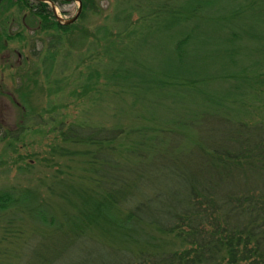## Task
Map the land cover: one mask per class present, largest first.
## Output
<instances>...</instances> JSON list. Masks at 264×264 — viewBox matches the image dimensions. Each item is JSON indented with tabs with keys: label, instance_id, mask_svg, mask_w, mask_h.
<instances>
[{
	"label": "trees",
	"instance_id": "16d2710c",
	"mask_svg": "<svg viewBox=\"0 0 264 264\" xmlns=\"http://www.w3.org/2000/svg\"><path fill=\"white\" fill-rule=\"evenodd\" d=\"M46 1L58 6L67 0H0V22L13 21L34 31L67 29ZM81 1L83 9L92 3ZM262 8L264 0H165L149 16L163 13L172 19L169 28L179 37L172 49H167L169 59L165 62L172 68L146 78V74L132 70L135 61L121 58L117 74L110 78L134 90L145 87L158 92L159 98L174 100L169 91L196 86L201 76L196 73L208 74L209 85L229 74L236 79L235 86L210 90L230 94L225 102L211 94L204 95L203 101L213 105L217 113L226 110L225 103L232 108L234 104L228 102L241 96L243 86L264 87V80L257 83L242 76L247 63H264V24L251 39H243L238 27L247 15H257ZM207 18L222 21L226 34L221 46L189 47L192 34L184 32V27L191 23L195 31ZM246 21V25H254ZM136 33L129 32L127 38ZM23 38L21 32H0V46L2 39ZM243 42L254 47L245 49ZM54 60L55 53L46 54L44 61L50 70ZM192 103L196 108L189 115L194 119L206 113L197 109L200 101L192 99ZM232 123L226 137L215 136L212 130L202 137L190 132L192 124L187 121L171 119L130 146L122 143L124 131L117 126L102 129L74 123L60 129L62 143L73 149L53 146L51 158L70 160L73 165L69 170L65 165L67 170L58 171L43 190H0L2 248L8 249L4 246L7 235L13 236L7 246L25 241V216L56 227V218L61 215L68 222L65 233L70 239L91 240L88 252L102 264H264V120L236 118ZM16 136L9 132L2 138L14 140ZM173 137L178 140L172 141ZM12 144L8 142V146ZM106 150L119 158L105 159ZM160 153L166 156L161 154L157 164L143 161ZM62 174L65 177L60 178ZM49 198L59 199L60 204H50Z\"/></svg>",
	"mask_w": 264,
	"mask_h": 264
},
{
	"label": "rangeland",
	"instance_id": "374dc122",
	"mask_svg": "<svg viewBox=\"0 0 264 264\" xmlns=\"http://www.w3.org/2000/svg\"><path fill=\"white\" fill-rule=\"evenodd\" d=\"M162 2L165 0H92L88 9L82 8L78 19L67 29L34 31L13 21L0 22L3 35L21 32L24 36L22 40L2 39L0 46V190L26 187L43 190L45 183L58 175V171L67 170L65 165L69 170L73 163L66 159V162L59 158L52 160L51 147H70L59 137V130H65L70 124L83 123L102 129L117 126L124 131L122 143L130 146L138 144L143 136L153 133L161 124L168 125L171 119L187 121L192 124L193 131L189 129L190 132L202 137L209 130L215 136L226 137L232 131V122L236 118L247 122L264 120V87L259 84L243 86L239 91L241 96L233 95L232 101L228 102L234 104L233 109L225 103L226 110L217 113L213 105L203 101L204 95L211 94L225 102L230 94L213 91L235 86L237 81L229 74L209 85L208 74L196 73L201 75L196 86L176 87L169 91L173 93L174 100L168 96L159 98L158 92H149L145 87L134 90L133 86L111 80L110 77L117 74V63L121 58L135 61L132 70L146 74V78L167 67L172 68L165 62L179 38L169 28L172 19L163 13L158 17L149 16V12ZM50 7L67 20L76 15L79 4L75 0H67L58 6L50 4ZM11 13V10L7 12L8 15ZM246 19L254 25H246ZM263 19L264 8L257 15H247L238 25L242 38L251 39V35L262 31ZM192 26L189 23L183 29L192 34L189 47L200 46L201 49L218 43L221 46L220 40L226 34L222 21L207 18L195 31ZM132 31L137 33L128 39ZM170 34L172 36L165 37ZM251 45L248 43L243 47L249 49ZM49 52L55 53L52 70L44 61ZM242 68L247 71L242 76L254 79L253 82L264 80V63L253 66L247 63ZM203 74L206 76L201 81ZM192 99L196 103L200 101L197 109L200 107L206 111L196 119L189 115L196 108ZM9 132L17 134L16 139L6 137L3 140L2 137ZM171 139L178 140L177 137ZM10 141L13 144L8 146ZM161 154L165 155L160 153L143 161L157 164L163 158ZM103 157L119 158L109 150L103 152ZM49 203L58 205L60 200L49 198ZM56 221V227H48L25 216V241L7 246L13 237L7 235L4 246L9 249L10 258L6 261L8 249L0 244V263L102 264L88 252L91 240L72 241L65 233L68 222L61 215Z\"/></svg>",
	"mask_w": 264,
	"mask_h": 264
},
{
	"label": "water",
	"instance_id": "95a60500",
	"mask_svg": "<svg viewBox=\"0 0 264 264\" xmlns=\"http://www.w3.org/2000/svg\"><path fill=\"white\" fill-rule=\"evenodd\" d=\"M75 1H77L78 4H79V7H78V10H77V13H76V15H75L74 17H72V18H70V19H67V20H64V19H62L61 17H59V16L56 14V11H55V9H54V7H53V10H54V12H55V16H56V19H57L58 22H60L61 24H64V25L67 26V25H70V24L74 23V22L78 19L79 15H80V13H81V11H82V1H81V0H75ZM46 2L50 3V4L53 6V4H52L50 1H46Z\"/></svg>",
	"mask_w": 264,
	"mask_h": 264
}]
</instances>
